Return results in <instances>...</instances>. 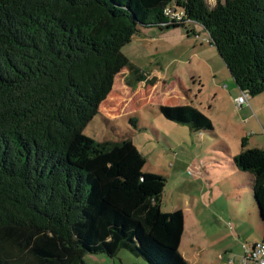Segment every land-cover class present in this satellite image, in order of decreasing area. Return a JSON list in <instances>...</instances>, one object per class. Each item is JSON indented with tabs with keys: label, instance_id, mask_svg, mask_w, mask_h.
<instances>
[{
	"label": "trees",
	"instance_id": "16d2710c",
	"mask_svg": "<svg viewBox=\"0 0 264 264\" xmlns=\"http://www.w3.org/2000/svg\"><path fill=\"white\" fill-rule=\"evenodd\" d=\"M196 25L240 92L264 93V0H0V264H85L87 252L122 249L190 264L179 252L183 211L161 209L164 175L142 170L131 139L95 141L83 129L123 67L131 88L146 81L123 45L146 27L198 37ZM159 110L214 128L190 104ZM246 143L232 160L252 176L264 242V148Z\"/></svg>",
	"mask_w": 264,
	"mask_h": 264
},
{
	"label": "rangeland",
	"instance_id": "374dc122",
	"mask_svg": "<svg viewBox=\"0 0 264 264\" xmlns=\"http://www.w3.org/2000/svg\"><path fill=\"white\" fill-rule=\"evenodd\" d=\"M205 1L209 7L216 2ZM195 27L198 37L188 36L182 27L162 30L146 27L123 45L124 56L146 75V81L131 88L126 84L128 70L123 67L115 75L110 93L100 103L98 114L85 125L83 133L95 141L131 139L145 157L142 170L166 178L161 209L164 212L180 209L184 213L179 252L190 264H224L242 253L243 243L262 240L263 224L250 184L236 186L226 181L227 185L225 180L222 184L221 176L232 173L226 146L233 151L236 148L232 144L225 146L215 132L220 133V122H235L238 106L232 102L225 80L215 89L210 72L213 69H224L230 86L234 84L217 50L208 43L207 33ZM178 102L191 103L202 111L216 123L215 130L194 133L188 125L167 120L160 113V105ZM131 120H136L137 125ZM191 160L214 169L218 183L208 188L201 181H193L188 167ZM226 229L230 236L225 242ZM224 245L231 251L225 252ZM83 262L148 264L124 249L114 257L87 252Z\"/></svg>",
	"mask_w": 264,
	"mask_h": 264
},
{
	"label": "crops",
	"instance_id": "0c3cea01",
	"mask_svg": "<svg viewBox=\"0 0 264 264\" xmlns=\"http://www.w3.org/2000/svg\"><path fill=\"white\" fill-rule=\"evenodd\" d=\"M224 69H213L210 70L211 76L213 81L215 82L214 86L215 89L218 87V83L221 80H225L227 83L226 88L229 89L230 96L232 98V102L234 103V99H236L238 96H240V90L236 86L235 82L232 80L233 86H230L231 83L228 80V78L225 76V73L223 71ZM235 87V88H234ZM237 88V89H236ZM220 92V91H219ZM218 90H216L215 94L217 95ZM248 105L237 107L238 115L236 117L235 122H231V120H224L223 122H220L218 125L221 126L218 131L215 132V135L218 136V139L222 140L224 145H231L232 148H236L235 151L230 150L226 146V151L230 154V172L227 177L221 176L222 184L224 183L228 185L229 181L232 184L238 186H246L247 184H250L252 181V176L250 173L243 172L238 170L234 164L232 157L237 153L240 152V143L243 138L247 139V145H251L250 147H257V148H264V93H261L256 96H249L248 98ZM185 105V104H191V103H184V102H178L175 105ZM236 106V104L234 103ZM235 118V117H234ZM214 125V130L216 128V123L212 120ZM239 126V127H238ZM191 132L195 133V130H191ZM199 132V131H198ZM233 142V143H231ZM194 160H191L188 164V167L191 171V177L193 178V181H201L205 183V186L208 188L212 185H215L217 182V178H215V172L214 169H208V166L206 164L200 165L199 163L194 164ZM202 164V163H201ZM225 169V168H224ZM207 184V185H206ZM226 238L224 239L225 242L229 238L230 233L228 230H223ZM183 234V232H182ZM182 238V236H181ZM181 243V242H180ZM224 243V242H221ZM219 244V243H218ZM225 252H230L231 248L229 246L224 245L223 246ZM239 257V254H236L232 263H236L235 260H237ZM223 258V257H222ZM235 261V262H234ZM224 264H227L225 261ZM231 263V264H232Z\"/></svg>",
	"mask_w": 264,
	"mask_h": 264
},
{
	"label": "built area",
	"instance_id": "2783aa9c",
	"mask_svg": "<svg viewBox=\"0 0 264 264\" xmlns=\"http://www.w3.org/2000/svg\"><path fill=\"white\" fill-rule=\"evenodd\" d=\"M165 13L169 15L170 19L178 20L182 16L181 10H174L167 8ZM249 94L246 91H241L240 96L234 99L236 106L241 107L248 105ZM264 133V129H263ZM242 253L239 255L235 264H264V242H255L252 244L243 243ZM232 259H228L227 264H231Z\"/></svg>",
	"mask_w": 264,
	"mask_h": 264
}]
</instances>
